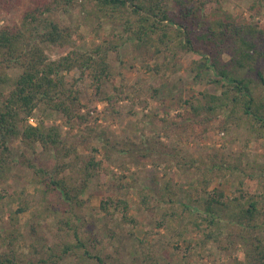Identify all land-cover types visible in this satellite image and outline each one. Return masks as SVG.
<instances>
[{"label": "rangeland", "instance_id": "374dc122", "mask_svg": "<svg viewBox=\"0 0 264 264\" xmlns=\"http://www.w3.org/2000/svg\"><path fill=\"white\" fill-rule=\"evenodd\" d=\"M207 7L210 21L221 12L264 31V0H207ZM24 9L20 3L1 10L0 26L19 27ZM54 19L75 32L67 51L112 46L105 53L108 74L97 81L90 76L80 79L77 68L63 71L66 86L78 89L79 116L68 118L40 103L22 123L54 125L64 145L75 147L83 159L94 155L100 161L80 193L86 203L78 210L83 233L101 241L106 264H234L243 260L244 247L230 215L246 206L247 198L239 196L238 178L260 175L264 167V127L256 125L252 132L241 112L228 116L229 106L218 107L212 114L206 110L211 95L220 97L227 87L213 82L211 71L192 68V59L198 58L193 52L155 53L117 23L95 13L92 6L60 10ZM44 51L50 59L63 54L52 44H46ZM231 54L225 50L222 61L227 62ZM253 65L264 73V55ZM6 71L11 80L0 82V104L19 74L17 68ZM252 78L257 95L262 94L264 88L254 74ZM191 105H200V114ZM9 147L10 163L0 172V254H9L13 247L14 264H40V251L30 253L26 260L19 259L20 252H29L31 243L54 247L73 237L58 228V219L65 214L60 197L44 192L42 178L27 166L28 161L50 173L61 169L59 163L71 165L64 166L58 177L74 186L81 185L78 168L82 162L78 165L71 156L58 159L55 151L24 142L19 135L10 140ZM164 188L167 192L169 188L172 200L160 199ZM141 189L154 192L157 200L146 206ZM209 194L223 201L222 224L216 228L201 222L196 227L194 217L180 203L196 206ZM250 194L264 204V180ZM107 198L113 201L108 213L100 209V201ZM116 200L125 201L127 208L116 207ZM18 207L23 210L17 212ZM209 232L213 237H205ZM76 263L73 256L60 262Z\"/></svg>", "mask_w": 264, "mask_h": 264}, {"label": "trees", "instance_id": "16d2710c", "mask_svg": "<svg viewBox=\"0 0 264 264\" xmlns=\"http://www.w3.org/2000/svg\"><path fill=\"white\" fill-rule=\"evenodd\" d=\"M20 3L25 4V9L19 27L0 26V82L8 84L11 80L6 69H19L11 89L0 104V172L5 171L10 163V140L17 135L24 142L37 143L44 150L55 151L58 159L71 156L74 162L78 161V165L82 162V165L78 168L81 185L74 186L65 178L58 177L64 166L71 165L59 163L61 169L53 168L50 173L48 169L28 161L27 166L42 178L39 180L44 192H55L60 197L62 213L65 214L58 219V228L71 234L73 239H63L54 247L31 243V250L21 251L19 259L26 260L30 253L40 251L37 260L40 264H60L68 256H73L78 262L76 264H106L103 246H99L101 241L83 233L78 210L86 203L80 193L84 191L88 179L95 174L100 161L94 155L83 159L76 153L75 147L64 145L54 125L22 123L40 103L46 108L63 112L68 118L79 116L78 89L66 86L63 71L77 68L81 72L80 79L90 76L97 81L108 74L105 53L112 46L97 44L88 51L75 48L67 51L75 32L70 26H61L54 15L76 5L82 9L92 6L95 13L111 19L123 32L133 36L137 43L152 48L155 53L164 51L175 56L174 52L178 51L193 52L198 58L192 59V63H195L192 68L211 71L212 81L227 87L222 91V96L211 95V104L206 106V110L212 114L218 107L229 106L228 116L241 112L252 132L256 125L264 127V89L262 94L257 95L252 78L254 74L257 84L264 88V73L253 65L264 55V31L253 23L238 22L221 12L215 13L217 17L211 22L205 13L208 10L207 0H0V11L9 10ZM46 44L56 46L63 54L50 59L44 51ZM225 50L232 53L227 62L221 59ZM242 70L247 72L246 76L241 75ZM191 107L197 115L200 114V105ZM259 174L248 173L238 178V190L242 192L239 196L247 198L244 201L246 206L241 205L235 214L230 215V220L239 230L236 236L244 247L245 257L235 260L234 264H264V218L261 217L264 204L255 198V194H250L254 185L264 180V167H260ZM249 181H252V185ZM164 190L167 192V188L162 189L160 199L168 196L167 199L172 200V195H168L169 188L167 193ZM217 195L221 196V193ZM218 196L209 194L199 205L180 203V206L194 217L196 227L205 222L206 226L217 228L223 221L219 216L223 201ZM140 197L146 206L157 200L154 192L149 193L144 189L140 190ZM111 202L109 198L102 199L100 209L108 213ZM115 206L126 209L127 203L116 200ZM22 210L21 207L16 209L17 212ZM205 237H213L212 232L205 233ZM14 257L12 247L9 254H0V264H14Z\"/></svg>", "mask_w": 264, "mask_h": 264}]
</instances>
